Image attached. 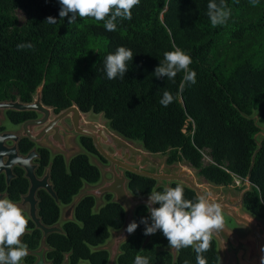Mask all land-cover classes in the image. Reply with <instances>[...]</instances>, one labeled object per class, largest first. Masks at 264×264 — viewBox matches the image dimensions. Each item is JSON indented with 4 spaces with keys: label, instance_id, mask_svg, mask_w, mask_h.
I'll use <instances>...</instances> for the list:
<instances>
[{
    "label": "trees",
    "instance_id": "16d2710c",
    "mask_svg": "<svg viewBox=\"0 0 264 264\" xmlns=\"http://www.w3.org/2000/svg\"><path fill=\"white\" fill-rule=\"evenodd\" d=\"M209 0H140L132 19L118 22L115 32L104 21L77 18L69 25L60 20L58 0H0V102L20 99L31 104L37 89L44 85L43 103L56 114L75 103L83 113L103 115L110 128L129 141H139L152 155L166 157L169 165L185 162L215 186L228 187L234 178L246 180L258 150L255 141L264 125V0H226L231 17L221 26H212L207 16ZM21 11L26 21L20 24ZM48 17L57 23H45ZM32 44L19 50L18 44ZM132 50L124 78L107 79L104 60L118 47ZM179 47L192 58L189 68L196 83L180 87L184 73L174 80L155 77L164 53ZM164 91L174 96L169 106L160 104ZM14 124L37 119L34 113L10 112ZM251 174L252 192L245 205L264 221V138ZM87 153L100 156L93 143L82 138ZM34 145L23 141L20 150L28 154ZM208 151L212 164L203 165ZM41 173L51 165L52 182L62 207L71 206L86 185H98L101 172L89 156L79 154L67 161L52 158L39 150ZM102 162V158H100ZM10 189L12 200L26 194L23 173ZM129 189L136 197L147 198L151 191H163L153 180L128 175ZM176 185H173V188ZM183 187V186H182ZM185 199L197 195L183 187ZM5 190L0 181V192ZM40 215L48 226L58 224L61 207L45 192L40 194ZM156 207H159L157 204ZM93 197L83 198L75 208V220L63 225L66 236H53L55 264L70 254L69 264H109L104 247L114 232L125 225L126 213L112 196L97 212ZM149 217L147 207L136 210L139 225L121 247L117 264H134L140 250L150 264H196L193 247L174 255L162 231L145 236L141 218ZM149 223L151 220L149 219ZM149 238V241H148ZM35 245L37 243H34ZM208 264H220L216 240L205 253Z\"/></svg>",
    "mask_w": 264,
    "mask_h": 264
},
{
    "label": "water",
    "instance_id": "95a60500",
    "mask_svg": "<svg viewBox=\"0 0 264 264\" xmlns=\"http://www.w3.org/2000/svg\"><path fill=\"white\" fill-rule=\"evenodd\" d=\"M43 90L44 85L37 89L31 104H24L20 99L0 103V115L4 110H7L36 113L43 116L40 120L26 122L20 135L4 134L0 136V154L7 159L6 163L0 159V165L7 172L8 183L13 176L12 169L14 167L19 166L25 169L26 178L32 185L26 200L34 204L35 208L37 202L34 199L38 190H45L57 204H60V201L53 184H51L50 170L43 180H38L35 175L38 166L32 164L33 160L38 159L36 151L23 157L18 151V142L22 139H29L32 143L39 144L70 161L79 155V141L82 138H87L92 141L96 152L104 161L103 163H106L98 166L102 181L98 185H88L66 211L64 218L66 221L74 220L76 206L86 197H93L96 200L97 208L103 207L104 199L109 195L113 197L114 203L122 206L126 213L125 225L120 231L114 232L112 243L108 247H104V250L110 254L109 264H117L122 245L134 234H129L126 228L130 222L134 221L136 210L146 207L148 204V197H136L131 193L128 175L153 180L157 183L158 188L165 189L180 184L193 191L197 196L204 195L210 201L220 204L222 212L253 231L252 235L245 239L234 236L225 226L219 232H214L213 237L220 248V264H260L261 257L264 256V252L261 251L264 248V224L251 214L243 212L246 195L252 192L251 174L255 160L262 150L260 137L264 138V126L259 125L260 117L257 115L254 117L261 131L255 137L258 150L252 159V166L245 180L246 189L239 197H233L231 194L222 197L211 187L213 184L200 175L199 170L188 164L184 166L169 165L167 159L154 158V155L147 152L144 147L143 149L136 148L131 141L113 131L103 115H100L97 122H93L91 119L93 113H83L75 103L71 108L56 115L51 107L44 105ZM66 121H70L71 128L66 126ZM7 141H13L15 146L7 148L5 146ZM36 222L39 228L44 231L45 237L51 234L64 235L59 226L46 228L40 219H36ZM261 231H263V235H261ZM171 253L176 257L178 250L173 248ZM64 264H69L68 256Z\"/></svg>",
    "mask_w": 264,
    "mask_h": 264
},
{
    "label": "clouds",
    "instance_id": "9594fccd",
    "mask_svg": "<svg viewBox=\"0 0 264 264\" xmlns=\"http://www.w3.org/2000/svg\"><path fill=\"white\" fill-rule=\"evenodd\" d=\"M60 20L68 19L69 25L76 23L77 18L92 17L97 21H104V28L108 32L117 30L118 22L132 19V9L140 4V0H58ZM255 5L258 0H251ZM207 16L212 26H221L231 17V8L226 0H209ZM45 23L55 24L57 19L48 17ZM33 45L18 44L19 50L32 48ZM133 52L126 47H118L104 60V70L107 79L117 77L123 79L128 71V63L132 61ZM192 58L184 50L175 47L174 50L164 53L160 66L154 70L155 77L166 76L174 80L178 73L183 72L180 87L196 83V72L189 68ZM169 91H164L160 104L169 106L174 101ZM159 207H154V205ZM149 217L141 218L140 223L145 226L144 235H154L162 231L169 241V246L176 250L193 247L196 253V264H208L205 256L211 248L214 232L224 227V216L220 204L210 201L204 195L195 200L185 199L184 188L166 187L163 191H151L146 205ZM149 219L151 223H149ZM29 220L22 208L9 198L0 199V264H20L28 254V245L22 242L21 237L28 228ZM139 225L132 221L126 228L129 234L136 231ZM264 252V248L261 249ZM140 250L134 259V264H150L148 256L142 255ZM184 264H189L185 260ZM260 264H264V256Z\"/></svg>",
    "mask_w": 264,
    "mask_h": 264
},
{
    "label": "flooded vegetation",
    "instance_id": "af4514ba",
    "mask_svg": "<svg viewBox=\"0 0 264 264\" xmlns=\"http://www.w3.org/2000/svg\"><path fill=\"white\" fill-rule=\"evenodd\" d=\"M0 103H4V102H0ZM53 109V108H52ZM54 110V109H53ZM10 112H14V111H7V110H4L1 115H0V136H3L4 134H14V135H20V132L22 131V128H23V125L26 123V122H29V121H36V120H40L43 118V116H40L36 113L37 115V119H34V120H29V121H26V122H23L21 124H14L10 121L9 119V113ZM17 113H22V112H17ZM55 113V111H54ZM56 114V113H55ZM56 115H59V114H56ZM9 122L11 125L15 126L18 128L17 131H10V130H7L5 127H4V122ZM67 123H69V125L71 126V123L70 121H66V126H67ZM68 127V126H67ZM69 128V127H68ZM71 128V127H70ZM28 140L30 143H32L29 139H22L18 142V151L20 153L21 156L23 157H27L32 151H36L37 155H38V159H35L33 160L32 164L34 166H38V168L35 170V175L36 177L38 178V180H43V178L45 177V175L47 174V172L50 170V174H51V165L48 166L47 168H45V170L43 171L42 174L41 173V169H42V165H41V155H40V152L39 150L40 149H46L48 150L50 153H51V156L52 158H54L56 156V154H54L51 150L47 149V148H44L42 147L41 145L39 144H34V148L28 153V154H23L20 150V145L23 141H26ZM80 143V141H79ZM81 145V144H80ZM5 146L7 148H12L15 146V143L13 141H7L5 143ZM0 159H3L4 160V163L7 162V159H5V157H3L1 154H0ZM17 171H21L23 173V179L27 181L28 183V189H27V192L26 194H22L20 196V199L19 200H12L11 199V196H10V189L13 185V183L18 179V173ZM12 178L10 180V182L8 183V177H7V172L6 170L4 169V167L2 165H0V181L4 183V186H5V190L0 192V198H9L10 200L16 202L23 210V213L24 215L28 218L29 220V223H28V228L25 232V234L21 237V240L22 242L26 243L28 245V251H29V254L23 258L21 261H20V264H55V261L54 259L52 258L53 257V254L55 253V249L50 245L49 241L51 239V237L53 236H63L65 237L66 236V233L65 231L63 230V225L65 223H68V222H73L75 220H71V221H66L64 216H65V213L66 211L69 209L70 206L68 207H62L61 206V203L60 204H56L58 206L61 207V216H60V221L58 224H55L53 226H48L44 223L41 215H40V212H41V209H40V205H41V200H40V194L45 192L48 196L49 194L45 191V190H38L36 195H35V199L36 200V208H35V205L32 204L30 201H27V197H29V194H30V189L32 187L31 185V182L29 179L26 178V175H27V172L25 169L23 168H20L19 166H16L12 169ZM51 184H53L52 182V175H51ZM54 186V184H53ZM229 187V186H228ZM55 189V188H54ZM246 189V188H245ZM244 189V190H245ZM243 190V191H244ZM242 191V192H243ZM242 192L240 193V195L242 194ZM232 195V194H231ZM239 195V196H240ZM233 196V195H232ZM237 196V197H239ZM247 196V195H246ZM50 197V196H49ZM235 197V196H233ZM51 198V197H50ZM52 199V198H51ZM53 200V199H52ZM246 200V198H245ZM243 212L245 213H249L251 214L256 220L260 221L262 224H264V221H262L261 219L257 218L256 216H254L251 212H249L246 208V205H245V201H244V206H243ZM36 210V212H35ZM223 213V216H225L224 218H226V221L230 224V221L232 222L231 225L234 226V228H231L230 230H228L226 227V229L231 232L234 236L240 238V239H245V238H248L249 236L252 235L253 231L248 228L247 226L245 225H241L239 224L237 221H235L232 217H230L228 214ZM36 219H40L43 226H45L46 228H52L54 226H59L63 232H64V235H59V234H51L47 237H45V234H44V231L42 229L39 228L37 222H36ZM225 226V225H224ZM261 235H263V231H261ZM214 238V237H213ZM215 239V238H214ZM217 242V241H216ZM34 243H37L36 245ZM218 244V243H217ZM218 249H219V253H220V248H219V244H218ZM69 257V263H70V254H65L64 256V261L62 264H64L65 260H66V257ZM221 256V254H220ZM221 258V257H220Z\"/></svg>",
    "mask_w": 264,
    "mask_h": 264
},
{
    "label": "rangeland",
    "instance_id": "374dc122",
    "mask_svg": "<svg viewBox=\"0 0 264 264\" xmlns=\"http://www.w3.org/2000/svg\"><path fill=\"white\" fill-rule=\"evenodd\" d=\"M16 15H17V17L19 19L20 24L23 25L25 23V21H26V15L23 12H21V11H17L16 12ZM99 117H100L99 115L93 114L92 117H91V119H92L93 122H97L98 119H99ZM67 126L69 128L71 127L69 125V123H67ZM4 127L7 130H10V131H17L18 130L17 127L11 125L8 121L7 122H4ZM260 139H261V137H260ZM131 143L136 148L143 149V146H142V144L139 141H131ZM78 148H79V153L78 154H86V155H88L89 156V159H90V161H91L92 164H94L96 166H100V165L106 164V163H103L98 156L91 155V154L87 153L86 150H84V148H82V146H80L79 144H78ZM154 158L159 159V160L166 159V157L160 156V155H154ZM211 164H212V160L209 158V154H208V151H207L206 154H205V158H204V161H203V165L206 167V166L211 165ZM184 165H187V164L185 162H182V163L178 164V166H184ZM108 178H110V177L108 176ZM101 181H102V179H101ZM87 187H88V185H86L85 188H87ZM211 187L214 189V191H216L222 197L225 196V195H227V194H232L233 196L237 197L246 188V182L244 180H241V179H238V178L235 177L234 180H233L232 185L229 186V187H219V186H215L214 184L211 185ZM83 190L81 191V193L83 192ZM76 198L74 199V201L76 200ZM104 204H105V199H104ZM100 208H97V203H96L95 211L97 212ZM224 221H225L224 225H225V227L228 230H230L231 228H234V226L231 225V223H232L231 221H230V224L226 221V218H224ZM113 237H114V233L112 234V237H111L110 241L107 243V245L105 247H108L112 243ZM172 249L173 248L169 247V250L170 251Z\"/></svg>",
    "mask_w": 264,
    "mask_h": 264
}]
</instances>
